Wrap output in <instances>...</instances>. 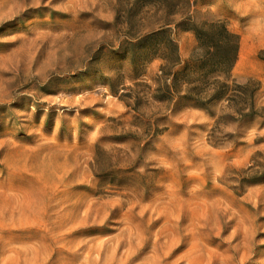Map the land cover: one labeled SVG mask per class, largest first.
I'll use <instances>...</instances> for the list:
<instances>
[{
	"label": "rangeland",
	"instance_id": "1",
	"mask_svg": "<svg viewBox=\"0 0 264 264\" xmlns=\"http://www.w3.org/2000/svg\"><path fill=\"white\" fill-rule=\"evenodd\" d=\"M194 1L193 23L238 36L232 76L264 107V0ZM127 9L0 0V264H264V118L213 146L220 108H127Z\"/></svg>",
	"mask_w": 264,
	"mask_h": 264
},
{
	"label": "trees",
	"instance_id": "2",
	"mask_svg": "<svg viewBox=\"0 0 264 264\" xmlns=\"http://www.w3.org/2000/svg\"><path fill=\"white\" fill-rule=\"evenodd\" d=\"M124 1L128 9L120 25L126 40L120 51L132 68L130 80L134 84L133 89H128L129 94L119 100L127 108L139 111L150 101L167 110L178 106L208 112L220 108L221 116L215 120L209 136L213 146L220 145L221 139L214 134L221 125L264 118V107L258 105L259 82L239 83L232 76L238 60L239 38L226 23H193L190 14L197 5L194 0ZM177 31L190 33L195 40L186 61L179 55ZM259 59L264 61V49ZM154 63H158L156 73L149 77V68ZM111 93L117 96L114 90ZM257 179L243 180V183H257L262 178Z\"/></svg>",
	"mask_w": 264,
	"mask_h": 264
}]
</instances>
